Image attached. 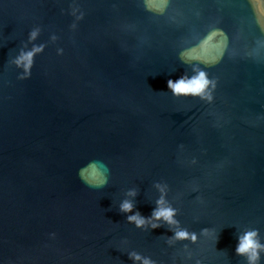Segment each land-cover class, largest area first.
Listing matches in <instances>:
<instances>
[{"label":"water","instance_id":"water-1","mask_svg":"<svg viewBox=\"0 0 264 264\" xmlns=\"http://www.w3.org/2000/svg\"><path fill=\"white\" fill-rule=\"evenodd\" d=\"M151 2L0 0L4 264H247L237 236L264 243V17L254 0ZM33 44L44 50L17 79ZM199 71L211 100L167 87ZM89 164L105 186L81 181ZM162 194L178 224L127 220ZM178 228L196 241L170 239Z\"/></svg>","mask_w":264,"mask_h":264},{"label":"clouds","instance_id":"clouds-1","mask_svg":"<svg viewBox=\"0 0 264 264\" xmlns=\"http://www.w3.org/2000/svg\"><path fill=\"white\" fill-rule=\"evenodd\" d=\"M255 7L258 13V19L264 17V0H254ZM149 8H154L151 0H148ZM77 9L72 8V14L75 15V19L79 20L83 17V12H79L76 15ZM75 23L71 25L72 28H75ZM39 32L38 28L32 29L28 34V40H35ZM55 39V37H53ZM44 44H33V46L28 48H22L19 54L13 59L14 63L18 68L22 69L18 73L17 79L23 80L31 76L32 67L34 65V58L38 53H41L44 50ZM63 49L58 48L57 54H62ZM212 84L214 87V82L210 81L207 78V75L204 71H199L196 75L192 77L181 76L177 79H168L167 87L172 91L174 95H193L201 96L202 98H207L208 100L212 99L211 92L208 89V85ZM77 175L86 185L90 187L100 188L105 186L108 183V176L105 171L92 166L91 164L81 167ZM157 187H161L157 185ZM163 192V188H161ZM136 194L135 189H130L128 195L134 196ZM134 205L133 202L129 199L122 200L119 209L121 212L129 213L132 212ZM176 209L166 204L163 194L156 200V207L152 209L150 216H143L138 210L132 212L131 215H128L126 218L129 222H134L137 227H143L148 225L152 228H157L160 226L159 221L163 220L169 225H176L179 222L175 219ZM207 232L208 229H203ZM51 238H55L56 233L51 232L48 234ZM258 231L256 229H248L242 232L237 236V244L235 247V252L238 255H243L246 257L247 264H258L260 259V254L264 251V243L259 241ZM170 239H189L193 242L196 241L197 235L195 232H189L186 229H175L173 230V236ZM129 256L133 260H142L143 264H154L153 261L146 257H141L138 253L131 252ZM0 264H4V261L0 259ZM199 264V261L197 262Z\"/></svg>","mask_w":264,"mask_h":264}]
</instances>
